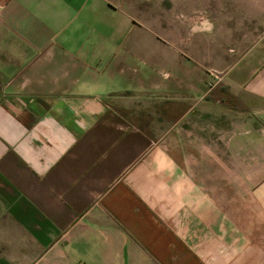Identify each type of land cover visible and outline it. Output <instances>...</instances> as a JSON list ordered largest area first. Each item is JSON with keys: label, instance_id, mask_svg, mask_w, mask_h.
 I'll use <instances>...</instances> for the list:
<instances>
[{"label": "crops", "instance_id": "1", "mask_svg": "<svg viewBox=\"0 0 264 264\" xmlns=\"http://www.w3.org/2000/svg\"><path fill=\"white\" fill-rule=\"evenodd\" d=\"M129 27L114 0L0 7V264H264V31L206 86Z\"/></svg>", "mask_w": 264, "mask_h": 264}, {"label": "rangeland", "instance_id": "2", "mask_svg": "<svg viewBox=\"0 0 264 264\" xmlns=\"http://www.w3.org/2000/svg\"><path fill=\"white\" fill-rule=\"evenodd\" d=\"M114 1L118 4L120 23H130L126 36L167 41L168 53L172 55L174 51L178 62L183 61L185 72L195 75L199 71L200 85L208 86L209 70L228 68L264 31V0H248L245 12L239 11V3L233 6L235 0L221 3L228 4L221 7L218 0H212L216 8L222 9L220 12L210 11L214 7H208V0ZM136 65L156 72L174 70L169 63L154 59Z\"/></svg>", "mask_w": 264, "mask_h": 264}, {"label": "built area", "instance_id": "3", "mask_svg": "<svg viewBox=\"0 0 264 264\" xmlns=\"http://www.w3.org/2000/svg\"><path fill=\"white\" fill-rule=\"evenodd\" d=\"M8 2L9 0H0V7L5 6Z\"/></svg>", "mask_w": 264, "mask_h": 264}]
</instances>
